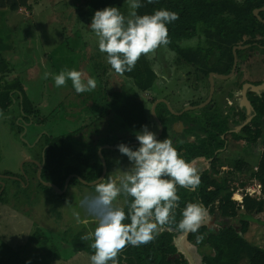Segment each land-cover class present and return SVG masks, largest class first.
Listing matches in <instances>:
<instances>
[{"label": "rangeland", "instance_id": "1", "mask_svg": "<svg viewBox=\"0 0 264 264\" xmlns=\"http://www.w3.org/2000/svg\"><path fill=\"white\" fill-rule=\"evenodd\" d=\"M30 3L32 9L22 8L17 12L0 8V54L13 70L7 81L14 82V79H17L21 83L26 95L33 101V110L39 114L32 120L35 122L34 130L28 127V132L22 130L23 134H20L18 115H21L23 110L20 106L21 100L18 101L16 93L12 92L13 103L6 113L10 116L2 123L0 121V171L8 170L18 175V178L25 173L28 175L24 176L26 184L15 181L17 185H21L19 189H22L26 204L22 199L17 201L19 195L17 186L16 188L13 186L15 182H12L13 187L10 186V192L4 201L0 202V239L34 264L44 262L90 264V257L84 252L85 249L82 250L80 243H87L81 240V237L93 230L96 225L82 202L95 193V185L72 183L66 190L63 186L61 189L64 192L59 193L42 184L37 168L29 162H24L26 161L24 155L27 154L28 157L32 155V150L27 147L32 145L31 141L34 140L35 135L32 133H39V136L44 133L42 139L44 141L41 144L45 143V135L66 137L73 143L76 152L90 154L92 162L99 166V149L106 145L107 140L110 143L108 145L116 146L115 144L120 140L136 139L128 136L124 129L121 130L122 120L110 112L108 98L111 90H118L123 84L129 86L133 84L132 80L116 73L106 63L105 54L98 48V38L89 27L93 17H87L85 5L78 4L84 11L81 12L73 0H30ZM118 6L119 10L127 15L126 2L122 1ZM203 41V36L199 34L191 40L181 42V45L184 47L192 46V43L194 46L204 45ZM261 55L262 52L257 60H262ZM147 58L159 76L152 89L140 93V96L148 102V111L151 110L154 100L167 98L171 108L169 115L173 117L176 116L174 112L181 111L182 106L193 101L195 97L202 96L199 98L202 101L208 96L210 78L207 79L206 75H198L195 67L181 60L178 54L168 47L159 48L155 55H149ZM247 66L246 62L241 65L239 88L241 82L245 80L264 82L263 68L261 72L257 69L256 74L251 75V71H247ZM72 69L80 71L85 80L88 77L95 78L96 89L78 94L72 87L71 80H68L63 87H56L52 75L58 74L61 70ZM45 72L52 75L45 79ZM195 80L198 81L196 84L199 87L198 92L194 87ZM232 83L234 81L230 79L215 80L216 91L213 103L217 101L216 108L223 107L229 91L228 86ZM219 87L223 89L220 90ZM238 94L239 99L240 90ZM177 101L183 102L178 104ZM88 105L91 108H88ZM107 112V118H98ZM149 121V130L156 133L157 126L155 127L150 115ZM172 142L175 147L176 142L173 140ZM256 146L255 144L254 147ZM36 147L32 149L37 150L40 145ZM129 147L135 149L139 144ZM259 151H262L261 146ZM103 155L107 164V174L104 179L109 175L115 177L120 174L119 169L127 170L130 166L127 156L122 155L118 149L106 148ZM227 156L229 157L222 159L228 164L229 170H223L225 172L220 174L222 178L228 179L231 199L241 206L245 197L264 201L261 181L250 174V171L257 170L256 162L259 155L257 158L250 156L248 159L250 168H246L242 173L231 169L234 164L233 151L228 152ZM80 163L81 160L77 162L72 158L66 161L67 165L81 166ZM217 163L225 165L220 161ZM190 165L196 173H201L203 170V167H197L194 163ZM248 188H254L261 194L245 196ZM122 196L123 194L114 202L115 206L123 207L125 196ZM11 203L14 206H11ZM24 205L25 214L22 213ZM216 206H218L217 202ZM6 207L15 209L11 212L13 215L7 214ZM212 216L207 210L204 222L209 223ZM246 218L250 224L245 236L255 245L264 248V210L259 215L251 211ZM36 233L42 234L43 239L36 237ZM181 238V235L177 237L178 240ZM74 243L78 247H75ZM178 245L187 254L182 248V243ZM53 250H56V256L59 257L57 260ZM185 256L189 258L188 254ZM241 264H247V260L244 259Z\"/></svg>", "mask_w": 264, "mask_h": 264}, {"label": "trees", "instance_id": "2", "mask_svg": "<svg viewBox=\"0 0 264 264\" xmlns=\"http://www.w3.org/2000/svg\"><path fill=\"white\" fill-rule=\"evenodd\" d=\"M122 1L125 0H73L81 12L84 11L78 4L85 5L87 17H93L97 10L106 7L119 8L118 5ZM141 2L144 6L138 9L140 15L152 14L156 9H167L179 15L178 20L167 25L171 40L167 47L175 51L181 60L198 67L207 76L210 72L223 75L231 72L234 63L233 47L236 45L249 44L251 45L249 50L264 52V48H262L264 47V23L254 14L255 9L264 6V0H155L152 4L147 3V0H141ZM0 8L17 12L22 8L32 9V5L30 0H0ZM259 15L264 18V11L259 12ZM199 34L204 37V45H198V47H182L180 45L181 41L192 39ZM246 52V50L237 51L239 59L237 68L245 58ZM12 71L9 63L0 54V112L7 110L12 105L14 96L11 93L15 92L18 100L20 97L23 98V112L32 118L38 117L39 114L33 110V101L26 95L21 83L17 79H14V82L7 81ZM122 75L132 80L133 86L123 84L120 89L110 91L108 97L110 112L121 118V130L124 129L128 136L136 138V133L141 131L143 126L149 125L148 102L140 96V93L152 89L157 81V75L147 56L140 58L133 71L124 72ZM261 83L254 82L253 84ZM251 97L255 116L251 124L245 126L241 135L237 137H244L248 140L247 147L243 150L244 154H251L254 158L259 155L256 162L257 170L250 171V174L261 181L264 191V91L261 94L251 92ZM107 114L108 112L105 115ZM226 128L225 122L220 123L218 133H223ZM209 137L208 145L189 146V156L185 158L187 162H191L197 157L210 158L214 160L213 163L216 162L214 153L218 147L217 140L220 137L215 133H211ZM126 142L129 141L120 140L115 145L118 146ZM106 144H110L108 140ZM255 144L256 147H254ZM250 145L253 146L250 147ZM258 145L261 146L262 151H259L260 146ZM46 146L48 147L45 151L43 179L62 188L70 174H78L87 181H94L100 176L101 160L98 158L100 161L98 166L92 162L90 155L76 152L68 138L46 135ZM69 158L77 162L81 160V166L67 165L66 161ZM233 168L242 173L246 171V168H250V164L247 160L240 159L233 164ZM214 174H220V172L205 171L199 174L200 183L192 190L177 186L180 201L175 209L176 221L178 222L182 218V210L187 203L200 202L210 215L236 220L239 228L245 233L249 226L246 215H250L251 211L255 215L261 213L264 210V201L245 197L242 206L237 205L231 199L228 179L218 178ZM77 182L80 181L73 178L70 184ZM130 200L131 198L127 199L124 208L126 212ZM216 202L218 206L215 207ZM125 223H130V220H126ZM166 226L178 231L176 224ZM203 227L199 228L196 233H190L189 239L196 245L203 244L209 250L204 253L205 264H239L246 253H249V264H264V249L249 244L233 229H226L218 234H213L209 240L201 241L198 237H201ZM35 236L43 239L40 233H36ZM156 237L158 240L155 238L148 247L137 246L135 250H138V253H134L138 258L137 264H170L165 259L167 253L174 251L172 247H169L173 233L166 231ZM80 245L82 249H89L86 244L80 243ZM53 253L57 260L59 257L56 256V250H53ZM212 253L214 254L212 255ZM118 261L119 264L122 263L121 253ZM0 264L34 263L24 259L19 251L0 239ZM43 264H51V262Z\"/></svg>", "mask_w": 264, "mask_h": 264}, {"label": "clouds", "instance_id": "3", "mask_svg": "<svg viewBox=\"0 0 264 264\" xmlns=\"http://www.w3.org/2000/svg\"><path fill=\"white\" fill-rule=\"evenodd\" d=\"M125 2L127 15L117 7H106L95 12L89 26L98 38V48L105 54L106 63L121 75L133 71L142 56L155 55L161 47L167 49L171 43L167 25L179 19L176 12L167 9L140 15L138 9L144 6L141 0ZM154 2L147 0L149 4ZM50 75L45 72L44 78ZM52 79L58 88L71 80L78 94L97 87L95 78L85 80L75 69L61 70ZM136 139L138 148L124 143L117 146L130 162L127 170L119 169V175L99 179L95 193L82 202L96 225L81 237L83 241H92L94 254L90 264H119L118 257L126 247L151 243L168 224H176L178 232L185 235L196 233L207 216L202 203L189 202L182 210V218L176 221L175 209L180 201L177 186L192 190L199 185L200 177L171 139H157L147 125L136 133ZM121 194L131 198L127 212L114 204Z\"/></svg>", "mask_w": 264, "mask_h": 264}, {"label": "flooded vegetation", "instance_id": "4", "mask_svg": "<svg viewBox=\"0 0 264 264\" xmlns=\"http://www.w3.org/2000/svg\"><path fill=\"white\" fill-rule=\"evenodd\" d=\"M186 40H188V39H186ZM186 40H183V41H186ZM183 41H181V42L183 43ZM181 42H180V45H181ZM181 46L184 47L183 45H181ZM188 47H198V45L194 46L192 43V46H188ZM169 50H171V49L169 48ZM171 51L175 52L173 50H171ZM246 51L247 52L245 53V58L240 62L239 68H236L235 74L231 78H229L230 80H233L234 83H232L231 85L228 86L229 91H228L227 96L225 97V102H224L223 107H220V108L217 107L216 108L215 103H217V101L215 103H213V96L215 94L216 89L213 93L211 100L204 107L184 110L185 108H187L189 106L190 107L191 106H198V105L206 102L209 99L210 92H209L208 96L202 101L199 100V98L202 96L195 97L193 101H191L187 105L183 106L181 108V111L174 112V115H176V116H173V117H171L169 115L170 114L169 109L171 110V108L169 106V102H168L169 100L167 98H165V99L160 98V100H165V101H160L156 105L155 109H156L157 117L163 125V131L157 139L163 140V139L169 138V139L175 141L176 142L175 147L184 159L189 156V153H188L189 146H198V145L201 146L202 144L208 145V138H210L209 135L211 133H215V134L219 135L220 139L217 140L218 147L216 148L215 153H214V156L217 159L215 163H213V161H214L213 159H210V158L207 159L204 157H197V158L193 159L191 162H188L189 164L195 163V161H199V159L203 158L204 160L203 159L202 160H203L204 165H203V170L201 171V173H203L205 171H208L209 173H213V172H225L223 170H229L228 164H226V161L222 159L223 157L224 158L229 157V156H227L228 152L233 151L234 156L232 157V161L234 163L240 159H245L248 162V159L251 156V154H244V152H243L244 148L247 147L246 143L248 142V140L244 137H239V138L237 137L238 135H241L242 130L245 126L251 124V121L253 120V118L255 116L253 99L251 97V91H247V93H246L247 101L249 102V104L252 107L251 110H249L248 107L243 105L244 103H243L242 96H240L239 99L237 98V97H239V94H238L239 90L241 91L246 83H254L252 81L248 82L245 80V81L241 82L240 88L238 87V75H240L239 72H240L241 65L243 63H245L248 59H250L252 56V54H251L252 52H249L248 50H246ZM262 53L264 56V52H262ZM262 61H264V58H262ZM238 62H239V59H238ZM193 67H195V66H193ZM237 67H238V65H237ZM195 70H196V72H198V75H201V74L205 75V74H203L202 71L199 70L198 67H195ZM209 75L208 76L206 75L207 79H208ZM217 79H219V78L214 77V81ZM197 82L198 81L195 80V83H194V87H195L196 91L199 88L198 85L196 86ZM209 88H210V84H209ZM219 89L222 90L223 88L219 87ZM19 100H21V97ZM156 101L157 100H154L152 104L154 105V103ZM20 106L22 107V100H21ZM22 110H23V108H22ZM7 112H8L7 110L0 112L1 123L4 122L7 118H9L8 116H10V115L7 116V114H6ZM18 116L17 117L20 118L19 122H20L21 130H19V131L21 134L22 130L24 131V130L28 129V127H29L28 124L30 123L31 120H34V119L32 117H30L25 112H23L21 115H18ZM174 117L176 119H173ZM248 117H251V119L249 121H247ZM152 121L155 124V127L157 126V132L158 133L157 132L156 133L158 135L160 133V125L154 117H152ZM222 122L226 123L227 128L225 129V131L223 133L219 134L218 133V125ZM34 123L35 122L33 121V124ZM239 127H241V128H239ZM38 136H39V133L36 135V138L34 141L36 143L34 146H39L41 144V138L38 139ZM252 146L253 145H250V147H252ZM230 147H231V149H230ZM43 149L44 148H42V150ZM31 159L33 160V164H34L33 166L37 167V170H39L38 169L39 168L38 163H41L40 160L33 158V156L31 157ZM219 161L222 163H225V165H219L217 163ZM196 166L199 167L197 164H196ZM200 168H202V167H200ZM231 169H234V168L232 167ZM101 173H102V167H101ZM201 173H197V174L199 175ZM106 174H107V170H106ZM11 176H13V175L9 174L8 172H3V173L0 172V202L4 201L6 196L9 194L11 187L14 186V185L11 186L12 185V178H10ZM24 176H28L27 173H25ZM24 176L22 178V181H23V184H26V180H25L26 178ZM214 176L220 178L221 174H214ZM8 182H10V184H8ZM127 199L128 198L124 197L123 208L126 207ZM247 217H249V216H247ZM234 221H235L234 219L229 220V219H225L222 217L220 218V216L213 215L211 217V220L209 223L204 222L201 225V227L204 226L203 227L204 229L201 232L202 239H200V240L201 241L209 240V239H211L213 234H218L219 232H222L226 229H229V230L233 229L235 231V233L240 234L249 244L255 245L251 239H248L245 236L246 233L248 232L249 226L247 228V231L244 233V232H242V229L239 228L238 222L235 223ZM248 224H250L249 221H248ZM230 226L232 228H229ZM166 231L173 233V238L171 239V241L169 243V247H172L174 249V251L167 253V257L165 259L166 262H169L170 264H205L204 253L206 251H209V250L203 244L202 245H196L193 241H190V239H189L190 233L185 235V234H182V233L176 231L175 229H173L171 227H167V226H164V228L160 231V233L157 236H159L160 234H162L163 232H166ZM180 235L182 236V238L178 240L177 237H179ZM156 239L158 240V237H156ZM91 243H92V241H87L86 246L89 249H85L86 251H84V252H87L89 257L94 254V250L91 249V247H90ZM178 243H182V248L186 250L189 258H187L185 256L187 254L184 253L179 248ZM74 245H75V247H78L76 243H74ZM143 246L148 247L149 243L146 245H143ZM256 246H258V245H256ZM133 247H135V248L132 249ZM135 249H137V246H130L129 245L128 247H126L121 252V256H122V263L121 264H131V263L137 264L138 258L136 257V254H134V253H138V250L136 251ZM262 249H264V248H262ZM213 254L214 253H212V255ZM244 259H246L247 264H249V253H246V255L241 259L239 264H241Z\"/></svg>", "mask_w": 264, "mask_h": 264}, {"label": "water", "instance_id": "5", "mask_svg": "<svg viewBox=\"0 0 264 264\" xmlns=\"http://www.w3.org/2000/svg\"><path fill=\"white\" fill-rule=\"evenodd\" d=\"M261 11H264V6L262 8H258V9H255L254 10V14L256 15V17L264 23V18H262L260 15H259V12ZM251 45H236L233 47V56H234V63H233V68L231 70V72L229 74H226V75H223V74H218V73H215V72H211L210 75H209V78H210V95H209V99L198 105V106H191L189 107L188 109H185V110H189V109H196V108H202L204 107L205 105H207L209 103V101L211 100L212 96H213V93L215 91V81H214V77H217L221 80H225V79H229L231 78L235 72H236V68H237V65H238V53L237 51L238 50H245L247 48H249ZM264 48V47H262ZM247 91H251V92H255L257 94H259L260 92L264 91V82H262L261 84H258V85H255L253 83H246L243 87V89L241 90V96H242V99H243V105L248 107L249 110L252 109L251 105L249 104V102L247 101V98H246V93ZM21 100H22V97H21ZM160 101H165V100H158L154 103L153 107H152V114H153V117L158 121L159 125H160V133L157 135V138L160 136V134L162 133L163 131V125L162 123L160 122V120L158 119L157 117V114H156V105L160 102ZM181 114V113H180ZM251 119V117H249L247 119V121H249ZM242 127V126H241ZM239 127V128H241ZM135 144H139L138 140H133V141H130L128 143H126V145L128 146H132V145H135ZM48 147V146H47ZM106 148H109V149H118L117 146H114V145H103L102 147H100L99 149V156H100V159H101V163H102V173L100 174V176L94 180V181H87L85 179H83L82 177H80L78 174H70L67 178H66V181H65V184H64V190L67 189L70 181L73 179V178H77L80 182L86 184V185H90V186H93V185H96V183L98 182L99 179H104L105 178V175H106V170H107V164H106V161H105V157L103 155V150L106 149ZM44 164H45V152H44V155H43V159H42V162L41 163H38V166H39V170H38V177L40 179V181H42V183L48 187H51V188H54L56 189L57 191H59L60 193H63L64 190L59 188L56 184L50 182V181H47V180H44L42 178V169L44 167Z\"/></svg>", "mask_w": 264, "mask_h": 264}, {"label": "crops", "instance_id": "6", "mask_svg": "<svg viewBox=\"0 0 264 264\" xmlns=\"http://www.w3.org/2000/svg\"><path fill=\"white\" fill-rule=\"evenodd\" d=\"M238 1H241V0H238ZM204 38V37H203ZM204 42V41H203ZM251 48V46L249 47V48H247L246 50H249ZM249 52H252L251 54H252V56H251V58L250 59H248L247 61H246V64L248 65L247 66V71H251L250 72V74L252 75V74H256V71H257V69L258 70H260V72H261V70H262V68L264 69V61H262V60H260V59H258L257 60V58H258V56H260V51L259 50H254V49H251V50H249ZM261 57L262 58H264V56L263 55H261ZM261 61V62H260ZM247 62H249V63H247ZM188 64V63H187ZM155 71V70H154ZM155 73H156V71H155ZM264 73V72H263ZM156 75H157V80L159 79V76H158V74L156 73ZM125 78V77H124ZM253 82H255V81H253ZM110 93V92H109ZM109 95V94H108ZM158 100H160V99H157V101ZM183 101H177V103L178 104H181ZM187 105V104H186ZM183 106H185V105H183ZM182 106V107H183ZM74 107H76V105H74ZM73 107V108H74ZM153 107V106H152ZM190 107V106H189ZM189 107H187V108H185V109H188ZM88 108H91V107H89V105H88ZM148 108V107H147ZM184 109V110H185ZM148 113H149V115L150 116H152L153 117V114H152V108H151V110L150 111H148ZM93 115V114H92ZM108 115V114H107ZM107 115H98L97 117L98 118H107ZM108 121V120H107ZM102 123V122H101ZM29 125V127H30V129L31 130H34V124H33V121L31 120L30 121V123L28 124ZM29 129V128H28ZM28 129H27V132H28ZM23 134V133H22ZM38 134V133H37ZM37 134H35V132L34 133H32V135H35V137L33 138L34 140L33 141H31L32 143V145H30V146H27L28 148H30L31 150H32V155H29V157L27 156V154H25L24 155V157L26 158V161H24V162H29L30 164H32V165H34L33 164V160L31 159V157L33 156V158H35V159H38V160H40V162H42V159H43V155H44V152L46 151V149H47V146H46V140H45V143L43 144H40V147L37 149V150H33L34 149V147H36V146H34L35 145V143L36 142H34L35 141V138H36V135ZM43 136H44V133L43 134H41L39 137H38V139H40L41 138V142L42 141H44V140H42L43 139ZM46 136V135H45ZM23 137V136H22ZM73 144V143H72ZM45 145V146H44ZM105 145V144H104ZM107 145V144H106ZM44 146V147H43ZM38 147V146H37ZM36 147V148H37ZM102 147V146H101ZM33 148V149H32ZM42 148H44L43 150H42ZM75 149V148H74ZM109 149V148H108ZM104 151V150H103ZM88 155H90V154H88ZM203 158H201V159H199V161H195V163L194 164H197L199 167H203V160H202ZM45 165V164H44ZM34 167V166H33ZM37 168V167H36ZM44 168V167H43ZM43 170V169H42ZM1 173H3V172H8L9 174H12L13 176H11L10 178H12V182H15V181H17V182H23L22 181V178H23V176L22 177H20V178H18L19 176L18 175H16V174H14L13 172H10V171H8V170H3V171H0ZM43 172V171H42ZM25 179V178H24ZM26 180V179H25ZM45 180V179H44ZM43 184V183H42ZM65 184V183H64ZM44 185V184H43ZM69 185H70V183H69ZM16 186H17V188H16ZM19 186H21L20 184H18L17 185V183L15 182L14 183V187L16 188V190H17V192H18V195H19V198L17 199V201L19 202L21 199H22V201L26 204V200H25V198H23V196H22V189H19ZM60 188V187H59ZM63 188V187H62ZM54 189V188H53ZM56 190V189H55ZM60 193V192H59ZM15 198V197H14ZM11 206H14V205H12V203H11ZM12 207H6V210H8V215H13V213H11V212H13L15 209H11ZM24 211L22 212V213H26V211H25V209H26V206L24 205Z\"/></svg>", "mask_w": 264, "mask_h": 264}, {"label": "built area", "instance_id": "7", "mask_svg": "<svg viewBox=\"0 0 264 264\" xmlns=\"http://www.w3.org/2000/svg\"><path fill=\"white\" fill-rule=\"evenodd\" d=\"M256 169H257V167H256ZM255 193H259V194H261L260 192H258L257 190H255L254 188H252V189H247L246 190V193H245V196H253Z\"/></svg>", "mask_w": 264, "mask_h": 264}]
</instances>
